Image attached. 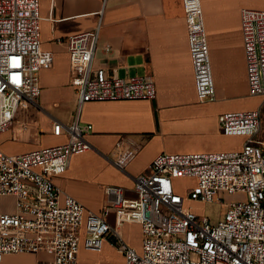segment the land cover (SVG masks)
Segmentation results:
<instances>
[{"label": "built area", "instance_id": "built-area-1", "mask_svg": "<svg viewBox=\"0 0 264 264\" xmlns=\"http://www.w3.org/2000/svg\"><path fill=\"white\" fill-rule=\"evenodd\" d=\"M183 4L198 96L215 99L201 0ZM97 15L92 29L60 39L68 45L70 81L78 96L76 113L69 124L52 123V132L64 133L65 142L42 145L39 72L52 66L54 53L42 46L40 0H0V133L11 129L13 138L35 145L19 153L0 149V261L7 253L43 251L52 258L38 264H78L82 247L100 250L109 239L125 264H264L261 106L219 115L224 133L246 137L241 149L161 152L135 177L136 197L124 196L117 186L108 187L117 225L141 224L140 248L128 243L105 214L55 183L71 157L90 147L87 135L93 125L80 121L83 103L152 99L157 93L153 73L119 77L95 67L104 7ZM241 25L249 94L264 98V9L243 7ZM110 48L107 43L105 49ZM116 146V163L125 168L138 149L133 142L125 145L124 137ZM181 178L193 179L185 192L179 190ZM228 194L236 198L227 200ZM187 201H219L227 208L214 223ZM10 206L13 210L7 209Z\"/></svg>", "mask_w": 264, "mask_h": 264}, {"label": "crops", "instance_id": "crops-1", "mask_svg": "<svg viewBox=\"0 0 264 264\" xmlns=\"http://www.w3.org/2000/svg\"><path fill=\"white\" fill-rule=\"evenodd\" d=\"M201 5L216 87L215 99L209 100H201L197 93L183 0H40L42 46L54 53L52 66L39 72L37 116H46L51 127L50 134L42 133V145L65 142L64 133L52 132V123L69 124L76 113L78 96L70 81L68 45L60 39L92 29L101 7L103 27L95 67H104L119 77L155 75L157 93L152 99L83 103L80 121L93 125L87 135L90 147L74 154L67 170L54 178L61 189L85 206L105 214L136 248L142 243L141 224L117 225L108 187L117 186L124 196L136 197L135 177L161 152L241 149L246 137L224 133L219 115L257 108L249 100L262 97L249 94L241 9H264V0H201ZM121 137L125 145L133 142L138 149L125 168L116 163V144ZM33 147L24 139L13 138L11 129L0 133V149L6 152ZM7 209L13 210V206ZM51 258L43 251L7 253L0 264H38ZM78 264H125V260L117 246L106 239L100 250L82 247Z\"/></svg>", "mask_w": 264, "mask_h": 264}, {"label": "rangeland", "instance_id": "rangeland-1", "mask_svg": "<svg viewBox=\"0 0 264 264\" xmlns=\"http://www.w3.org/2000/svg\"><path fill=\"white\" fill-rule=\"evenodd\" d=\"M252 104H256L258 107L261 106V116H262V130L261 137L264 138V98L263 97H252L249 100ZM41 125L43 126V132L50 134V120L46 118V116L38 117ZM193 184V179L191 178H181L179 179V190L181 192H185L186 185ZM227 200L235 199L234 195H226ZM4 200L10 201L11 197H5ZM188 204L192 206V208L198 213H202L211 218V221L216 223L220 219L224 217L227 205L222 202L217 201H209V202H201V201H187Z\"/></svg>", "mask_w": 264, "mask_h": 264}]
</instances>
